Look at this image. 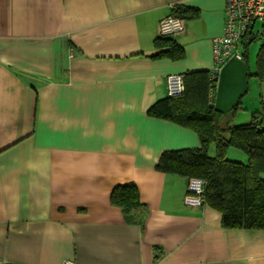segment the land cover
Returning a JSON list of instances; mask_svg holds the SVG:
<instances>
[{
  "label": "crops",
  "instance_id": "obj_1",
  "mask_svg": "<svg viewBox=\"0 0 264 264\" xmlns=\"http://www.w3.org/2000/svg\"><path fill=\"white\" fill-rule=\"evenodd\" d=\"M180 6L196 12L175 37L183 58L159 57L160 23ZM225 6L0 0V264H264V230L223 228L217 210L185 204L186 178L156 169L165 151L200 147L148 110L168 77L215 67ZM263 45L244 41L221 68L213 104L231 125L264 110ZM128 183L145 206L136 223L110 200Z\"/></svg>",
  "mask_w": 264,
  "mask_h": 264
},
{
  "label": "trees",
  "instance_id": "obj_2",
  "mask_svg": "<svg viewBox=\"0 0 264 264\" xmlns=\"http://www.w3.org/2000/svg\"><path fill=\"white\" fill-rule=\"evenodd\" d=\"M174 15L185 21L196 16V12L190 7L180 6ZM254 40L250 34L245 39L246 45ZM155 44L158 48H168L158 54L159 57L183 58L184 51L174 37L159 35ZM263 50L264 47L258 58L256 73L261 80H264ZM210 72L185 73L182 75V95H168L149 108L150 117L189 128L200 139L198 148L165 151L156 169L188 181L193 178L204 181L203 205L221 213L223 228L264 230V110L255 113L248 124L231 125L224 120V115L215 108L210 97L212 87H216ZM212 145L216 149L215 156L208 154ZM230 149L243 153L247 162L228 159ZM110 200L113 206L122 210L130 223H136V220L129 215L145 209L134 183L117 185Z\"/></svg>",
  "mask_w": 264,
  "mask_h": 264
},
{
  "label": "built area",
  "instance_id": "obj_3",
  "mask_svg": "<svg viewBox=\"0 0 264 264\" xmlns=\"http://www.w3.org/2000/svg\"><path fill=\"white\" fill-rule=\"evenodd\" d=\"M257 22L264 24V0H226L224 33L213 42L215 67L210 72L212 81H216L222 66L231 59L242 60L243 53L238 47L252 32ZM185 22L174 14L163 19L160 23L159 35L161 37H176L184 32ZM255 37H264V31L254 33ZM212 87L210 97H213ZM184 91L183 76L168 77V95L177 97ZM204 181L190 179L184 202L190 207L203 206ZM63 264H76L75 261L66 260Z\"/></svg>",
  "mask_w": 264,
  "mask_h": 264
},
{
  "label": "rangeland",
  "instance_id": "obj_4",
  "mask_svg": "<svg viewBox=\"0 0 264 264\" xmlns=\"http://www.w3.org/2000/svg\"><path fill=\"white\" fill-rule=\"evenodd\" d=\"M263 24L261 23V22H258L257 23V25H256V29H255V31L257 32V31H261L262 29H263ZM260 42H262L261 40H257L255 43H254V45H260ZM211 147H215V146H211ZM212 149V148H211ZM233 151H236V152H239V153H241L240 151H238V150H236V149H232ZM208 154L210 155V156H215L216 155V152L215 153H210V149L208 150ZM228 156V159L229 158H231L232 157V154H228L227 155ZM232 159V158H231ZM230 159V160H231ZM247 159V158H246ZM233 160H237V159H233ZM232 160V161H233ZM239 162V161H238ZM246 162H247V160H246Z\"/></svg>",
  "mask_w": 264,
  "mask_h": 264
},
{
  "label": "bare ground",
  "instance_id": "obj_5",
  "mask_svg": "<svg viewBox=\"0 0 264 264\" xmlns=\"http://www.w3.org/2000/svg\"><path fill=\"white\" fill-rule=\"evenodd\" d=\"M257 23H258V22H257ZM257 23L255 24V26L257 25ZM262 24H263V23H262ZM255 26H254V29L251 30L252 32H251L250 34H252V37H254L255 39H258V37H255V36H254V33H256V31H255ZM262 27H263L262 30L264 31V24H263ZM257 32H259V31H257ZM250 34H249V35H250ZM249 35H248V36H249ZM248 36H247V37H248ZM174 38H175V37H174ZM262 38H264V37H261L260 39H262ZM245 39H246V38H245ZM245 39H244V41H245ZM244 41H243V42H244ZM243 55H244V54H243ZM218 77H219V75H218ZM217 81H218V78L216 79V83H217ZM215 88H216V87H215ZM215 88L213 89V97L211 98L212 101L214 100V91H215Z\"/></svg>",
  "mask_w": 264,
  "mask_h": 264
}]
</instances>
